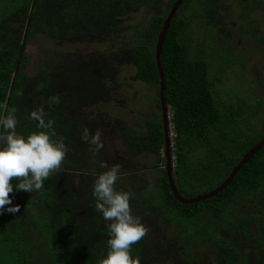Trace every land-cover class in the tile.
<instances>
[{"label":"trees","instance_id":"trees-1","mask_svg":"<svg viewBox=\"0 0 264 264\" xmlns=\"http://www.w3.org/2000/svg\"><path fill=\"white\" fill-rule=\"evenodd\" d=\"M141 1L151 4V0ZM175 1H171L162 14L151 18L149 28L137 44L124 49L119 59L112 58L118 64L102 57L89 60L70 55L57 58L51 54V59L46 61L49 67L47 64L37 75L28 76L24 72L29 61L26 47L33 35L38 34L40 40H51L58 45L71 43L80 36L91 35L92 27L97 28L100 21L116 12L125 13L123 0H116L115 4L112 0H3L0 16L8 14L10 21L0 20V197L8 203L16 194L26 195L31 206L28 217L36 224L51 211L50 220L55 212L65 214L58 239L64 242L62 246L74 239L76 229L72 226L77 220L72 218L75 211H93L96 215L93 209L100 211L104 207L100 200L92 199L83 189L88 173L78 168L73 159L76 152L86 150L97 141L94 133L98 121L91 119L86 109L108 97V79L113 76L110 67L119 64L132 65L138 80L155 82L159 86L155 45L162 23ZM35 3L39 4V19L32 12ZM180 6L170 21L160 64L165 81L164 98L171 108L170 122L174 132L170 150L174 156L172 178L178 193L191 198L195 196L185 195L187 191L200 189L205 193L220 185L260 139H246V131L240 138L228 136L224 131L229 124L228 114L216 94L215 81L219 75L214 76L211 70L214 63L210 58L216 54L217 70H223L229 54L223 46L214 49L215 42L208 35L202 44L195 41L193 34L182 37ZM157 7L158 4L153 8ZM193 15L198 25L208 28L209 19L199 11ZM154 121L161 139L145 136L146 133L134 134L132 137L137 136L138 143L128 140L129 145L140 149L152 144L157 152L162 146L164 149L162 115ZM163 159L166 161L165 157ZM262 175L264 146L242 166L223 191L210 199L192 204L177 201L170 191L165 168L158 185L167 209L184 217L206 210L214 222L222 214L224 200L252 186ZM77 176L79 181L75 187ZM95 177L99 180L110 178L102 173ZM0 212V242L3 241L0 246L11 251L15 238L25 237L17 227L10 226L19 224L15 219L5 220L19 214L8 210ZM102 217L105 219V214ZM13 229L17 235L13 234ZM101 231L112 243L111 264H151L145 240H118L113 228L105 223ZM64 251L57 258L60 262ZM241 257L245 262L241 252L228 247L225 253L219 252L218 264L241 263ZM8 259L15 260L7 257L9 264L12 262ZM93 259L95 253L84 251L76 256V264H87Z\"/></svg>","mask_w":264,"mask_h":264},{"label":"rangeland","instance_id":"rangeland-1","mask_svg":"<svg viewBox=\"0 0 264 264\" xmlns=\"http://www.w3.org/2000/svg\"><path fill=\"white\" fill-rule=\"evenodd\" d=\"M112 1L115 4L116 0ZM171 1L151 0L148 4L123 0L125 13L116 12L100 21L97 28L92 27L91 35L64 45L33 35L26 47L29 61L24 72L28 76L37 75L46 67L51 54L57 58L63 55L89 60L107 58L118 64L112 58L119 59L124 49L137 44L149 28L151 18L162 14ZM38 5L35 3L32 8L37 19ZM180 7L182 37L193 34L195 41L202 44L208 35L215 42L214 49L223 46L229 54L227 68L223 70H217L216 54L210 58L214 76L219 75L215 81L216 94L228 114L229 124L224 131L232 137L240 138L246 131V139L264 138V0H185ZM195 11L209 19L207 29L194 20ZM110 69L113 74L108 79L110 94L85 112L98 121L94 133L97 141L76 152L73 158L76 166L88 173L83 189L105 208L93 209L96 215L93 211H75L71 217L77 220L72 226L76 229L74 239L62 246L64 242L58 239L65 214L55 212L51 220L44 218L38 224L33 223L25 212V199L16 197L17 194L12 196L10 203L5 202L6 206H0V210L18 212V216L11 215L5 221L15 219L19 224L10 226L17 227L25 239L15 238L11 251L0 246V264H9L7 257H14L16 261L8 259L12 264H76V256L84 251L95 253V259L87 264H111L112 243L101 231L103 223L113 228L118 240H145L151 264H218L219 252L225 253L228 247L245 257V262L241 257V263L235 264H264V175L252 186L224 200L222 214L214 222L206 210L184 217L167 209L158 185L165 168L163 146L157 152L152 144L136 149L128 143V140L138 143L137 136L132 137L134 134L146 133L145 136L161 139L153 125L161 114L159 86L138 80L132 65L119 64ZM168 111L172 142L170 107ZM172 161L174 168L173 156ZM97 173L110 178L99 180L95 177ZM78 181L77 176L75 187ZM199 194L200 189H193L185 195ZM13 234H18L16 229ZM62 251L65 253L60 262L57 258Z\"/></svg>","mask_w":264,"mask_h":264},{"label":"water","instance_id":"water-1","mask_svg":"<svg viewBox=\"0 0 264 264\" xmlns=\"http://www.w3.org/2000/svg\"><path fill=\"white\" fill-rule=\"evenodd\" d=\"M182 2L183 0H176L174 4L172 5L171 9L169 10L168 15L164 19L160 32L157 37L154 57H155V64H156V68L158 70V76H159V100H160L163 135H164V157L166 160L165 161V171L167 175L169 188H170L171 193L173 194V196L175 197L177 201L183 204H192V203L204 201L206 199H210L216 196L221 191H223L226 188V186L231 182L235 174L242 168V166L264 146V138H261L258 142H256L254 146L247 153L244 154V156L239 161V163L233 167L232 171L229 173L227 178L220 185L216 186L211 191L196 195L195 197H191V198H184L178 193L175 183L172 178L173 161H172V155L170 153L171 141H170V136L168 134V131H169L168 129V125H169L168 109L170 106L165 102V98H164L165 81H164V76H163V70L160 64V55H161L162 45H163L170 21L172 17L175 15V12L177 11L178 7L181 5Z\"/></svg>","mask_w":264,"mask_h":264},{"label":"crops","instance_id":"crops-1","mask_svg":"<svg viewBox=\"0 0 264 264\" xmlns=\"http://www.w3.org/2000/svg\"><path fill=\"white\" fill-rule=\"evenodd\" d=\"M3 9V0H0V11ZM0 20H5L6 22H8V21H10V16L7 14L6 16H4V17H2V16H0ZM13 26H15V23H13ZM16 197H19L20 199H25V202H26V204H25V206L26 207H24L25 208V212H26V214L27 215H29V213H30V210H31V206H30V204L28 203V201H27V197H26V195H23V194H17V196ZM5 198L2 196V197H0V204H4L5 203ZM22 202V201H21ZM10 202H8V204H9ZM1 206V205H0ZM50 212V211H49ZM48 212V213H49ZM52 214V211L49 213V214H47L46 215V217H45V219L46 218H48V217H50V215ZM0 216H1V212H0Z\"/></svg>","mask_w":264,"mask_h":264},{"label":"built area","instance_id":"built-area-1","mask_svg":"<svg viewBox=\"0 0 264 264\" xmlns=\"http://www.w3.org/2000/svg\"><path fill=\"white\" fill-rule=\"evenodd\" d=\"M174 157V156H173Z\"/></svg>","mask_w":264,"mask_h":264}]
</instances>
